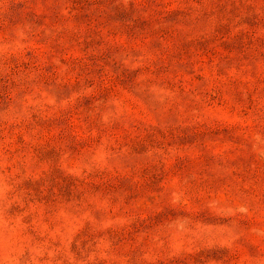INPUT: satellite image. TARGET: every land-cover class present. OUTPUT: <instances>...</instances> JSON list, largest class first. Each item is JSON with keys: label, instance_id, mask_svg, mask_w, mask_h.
<instances>
[{"label": "rangeland", "instance_id": "obj_1", "mask_svg": "<svg viewBox=\"0 0 264 264\" xmlns=\"http://www.w3.org/2000/svg\"><path fill=\"white\" fill-rule=\"evenodd\" d=\"M0 264H264V0H0Z\"/></svg>", "mask_w": 264, "mask_h": 264}]
</instances>
